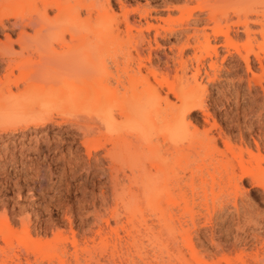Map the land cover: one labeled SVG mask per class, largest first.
I'll use <instances>...</instances> for the list:
<instances>
[{"label": "rangeland", "instance_id": "obj_1", "mask_svg": "<svg viewBox=\"0 0 264 264\" xmlns=\"http://www.w3.org/2000/svg\"><path fill=\"white\" fill-rule=\"evenodd\" d=\"M28 1L0 0V16L6 25L5 30L0 29L1 42H4L1 35L3 33L9 34L16 41L18 30H12L8 23L12 21L14 11L22 9L24 5L26 16L33 13L31 11L34 9L27 7ZM31 1L39 4L40 0ZM100 2L105 6L106 22L113 23L114 30L119 26L120 39L106 45V39L102 38L97 46H93L95 50L83 53L77 70L52 75L56 78L54 82L50 79L33 82L34 86L27 96L34 94L40 97L46 94L50 99L48 105L40 108L41 103V106H37L38 102L34 101L37 98L30 97L34 101H27L33 104L31 111L29 108L19 109L12 114L13 118L7 124H11V127L7 126L6 130L0 128V222L5 219L17 235L26 230L32 239L42 243L53 244L59 237L58 253L64 264H264V188L259 185L257 178H239L240 163L248 169L255 167L254 160L247 152L251 150L256 155L255 142L262 136L260 129L264 124V107L260 103L263 97L257 84L253 83L252 87L250 82L252 89L247 88L250 75L244 72L237 55L232 54L233 62L231 59L222 62L225 55L223 50L219 53L215 72L209 70V59L205 57V52L201 53L203 59H200L199 65L202 63L200 67L203 65V70L199 82L206 87L207 113L196 111L188 118L191 132L202 134L206 129H211L209 134L215 139L217 151L209 155L203 152L197 155L198 148L193 149L192 153L189 152L188 159L182 160L173 168L175 175L170 187L176 200L178 199L177 204L171 207L173 235L170 238L163 233L161 235L156 216L148 213L145 215L146 227L151 234L143 226L139 227V234L134 235L137 245H131L126 213L122 205L113 199L102 152H92L89 155L81 145L85 138H97L100 134L106 136V129L101 124L103 120L100 121L101 117L94 104L73 103V94L76 91L75 86L80 85L79 80L89 77L97 79L101 69L105 68L111 73L107 78L108 89L117 93V99L112 102L111 113L118 119V108L126 104L125 99L121 98L123 87L126 86L129 76H133L138 69V62L130 61L129 58V54L135 57V51L127 38L123 23L125 10L148 7L155 11L152 12V17H169L171 22L174 20L171 27L178 30L181 26L178 9L185 5V1ZM189 4L191 8L197 6L194 1ZM55 14L52 11L49 17L52 18ZM86 15L84 10L80 11L81 20ZM232 19L235 20L234 17ZM147 21L155 23L153 19ZM224 22L223 19L221 23ZM141 24L144 29V21ZM132 32L135 33L134 30ZM143 34L152 41V31L149 35L145 31ZM69 39L65 35L66 42L57 44L58 41L52 45L54 55L46 54L47 57L44 58L45 54L29 53L24 56L25 65L20 66V61L13 63L12 76L9 75V79H19L17 87L13 84L2 86L0 83V94L8 91L12 94L21 92L32 76L31 70L39 62H46L44 60L49 56L65 53L71 46ZM243 40L244 38L239 44ZM157 42L166 52L167 46L176 44L174 37L158 39ZM151 46L155 48L153 41ZM13 48L17 50L16 45ZM148 50V46L143 45L141 57L145 67L149 66V62L153 66L157 62V56L151 53L149 57ZM162 51L158 50V55ZM87 53L100 69L91 76L86 63ZM191 55L192 51H186L184 58ZM236 61L240 62L239 66ZM189 65L188 76L193 72L196 61L193 60ZM145 67L141 69L142 75L148 73ZM3 68L4 64L0 63L1 80L4 78ZM226 68H230V71L227 72ZM205 70H208L211 77L216 75V80L209 82L203 75ZM163 71L160 63L158 74L164 75ZM171 72L169 79L174 75L173 70ZM236 76L244 81L239 83ZM149 77L150 82H154L152 76ZM16 114L19 116H14ZM214 122L216 127L210 128ZM154 138L159 144L163 142L160 135L153 136ZM225 143L233 151H229ZM259 143L263 144L261 141ZM183 145L186 147V144ZM262 148L263 146L260 152L264 156ZM96 159H99V163H96ZM226 161L230 166L225 171L217 163ZM145 167L153 174L157 171L153 160L145 161ZM261 167L264 168V163H261ZM229 179L233 182H229ZM172 182L176 184L174 187ZM183 198L189 202L190 215H183ZM115 207L120 214L117 220L111 217V210ZM112 230L117 233L111 235ZM106 238L109 241L106 250H96L98 242ZM187 244L191 245L193 252L188 249ZM1 249H5V253ZM0 264H59V261L56 258L35 256L20 245L5 247L0 239Z\"/></svg>", "mask_w": 264, "mask_h": 264}, {"label": "bare ground", "instance_id": "obj_2", "mask_svg": "<svg viewBox=\"0 0 264 264\" xmlns=\"http://www.w3.org/2000/svg\"><path fill=\"white\" fill-rule=\"evenodd\" d=\"M100 1L40 0L39 4H36L30 0L27 7L34 9L30 16H26V5L22 9L14 11L12 17L15 18H12L8 24L12 30H18L16 41H13L9 34H1L4 38V42L0 41V63L4 64V78L2 77L3 81L0 79L2 86L13 84L17 87L19 79L11 80L9 75L12 76L13 63L20 61V66L26 64L25 55L29 53L32 55H34L33 53L45 54L44 58L47 57L46 54L54 55L52 45L58 41L57 44H60L61 41L66 42L65 35L69 36L71 46L65 53L49 56L47 60L41 59L46 62H39L38 66L36 65L37 67L35 66V69L31 70L30 81H26L21 92L17 91V94H12L11 91H8L6 94H0V124L4 123L0 125V128L6 130L9 126L11 127V124L9 126L7 124L13 118L12 114L17 113L19 109L27 110L29 108L28 110H30L34 101L38 102L37 106L42 105L40 108L48 105L50 99L46 94L40 95V97L30 94V97L37 98L34 101L33 98L27 96L34 83L45 79L56 81L52 75L77 70L83 53L95 50L93 48L102 38L106 39L104 43L106 45L120 39L119 26L115 31L113 23L106 22L104 18L106 15L105 6ZM184 1L185 5L178 9L180 14L178 20L181 22L178 30L171 27L174 20L171 22L169 17L167 19L158 16L152 17L154 10L148 9V7L125 10L123 23L127 38L135 51V57L129 54V58L130 61L138 62V69L133 73V76H129L126 86L123 87L124 92L121 94V98L125 99L126 104L125 106L121 104L122 106L118 108L120 110L118 119L114 118L111 113L112 102L117 99L115 90L108 89L107 85V78L111 76V73L105 68L100 71L89 53L85 57L90 76L97 70L100 71V76L97 79L89 77L79 80L78 84L80 85L75 86L76 91L73 94V103L94 104L101 117L100 121L103 120L101 124L106 129V136L100 134L101 136L97 138H85L81 145L89 155L92 152H102V158L106 161L113 199L122 205L124 213H126L129 231L126 229L131 237L133 247L137 245L134 235L139 234V227L143 226L145 231L151 234L146 227L145 215L148 213L156 216L161 235L162 233L167 237L173 235L171 207H174L178 200L170 187L171 180L175 175L173 168L179 165L182 160L188 159L189 152L192 153L193 149L198 148L197 155H200L201 152L209 155L213 151H217L215 139L209 134L211 129H206L202 134L189 130V115L196 111L206 112L207 91L205 85L203 86L199 82L203 70V65L200 67L202 63L199 65L200 59H203L202 52L204 51L205 57L209 59L208 68L212 72H215L218 67L217 59L221 50L225 51L222 62L230 60L232 54L237 55L243 64L244 72L250 75V79L247 80L249 83L246 81L247 88L252 89L253 83L260 87L263 97L260 105L264 107V0ZM193 1L197 6L191 8L189 3ZM146 5L149 6L148 3ZM81 10L87 14L84 20L80 19ZM52 11H55L56 14L50 18L49 13ZM233 17L235 20L232 19ZM1 18L0 16V29L5 30L6 25ZM222 18L225 21L224 24L221 23ZM147 19H153L155 23L148 22ZM141 21H144V29H142ZM133 30L135 33L132 32ZM144 31L148 35L152 31L155 48H152V41L143 34ZM173 37L176 44L167 46L168 52L157 42L158 39L166 40L173 39ZM242 38L244 40L239 44ZM13 45L17 46V50L13 48ZM143 45L148 46L149 57H151V53L157 56L154 66L149 62V66L145 67L141 57ZM160 49L163 51L158 55L157 51ZM186 51H192V55L185 59ZM193 60L196 61V65L188 76L187 68ZM240 62H237V66ZM160 63L163 65L164 75L158 74ZM142 67L148 71L147 75H142ZM172 70L174 75L172 79H169L168 75ZM207 71H203L207 80L209 82L216 80V75L211 77ZM226 71L229 72L230 68H226ZM149 76H152L154 82H150ZM237 78L239 83L244 81L241 77ZM29 100L32 102H27ZM33 114L35 115L34 112ZM14 116L18 117L19 115ZM23 118L25 117L23 116ZM215 123H212L210 128H215ZM260 133L262 136L258 135V142H255L256 155L251 150L247 152L254 160L255 167L248 169L240 163L241 177L239 178H257L259 185L264 188V168L261 167V163H264V156L260 152L261 146L264 148V124H262ZM159 135L163 138L164 145L163 142L159 144L155 138L153 139V136ZM259 141L263 144L260 145ZM183 144H186V147ZM225 147L229 151L232 150L229 144L225 143ZM239 158L241 160V156ZM147 160H153L157 165V171L154 174L146 169L145 161ZM96 161L99 163V159ZM217 165L225 171L230 166L228 161L218 162ZM175 185L174 183L173 187ZM187 201L186 198L182 199L183 215L191 214V208ZM111 217L115 220L119 219L120 214L117 207L111 210ZM25 231L23 230L20 235H17L5 219L0 222V239L5 247L20 245L35 256L46 259L56 258L59 264H64L58 253L60 250L59 237L53 244L42 243L32 239ZM111 233L113 235L117 232L112 230ZM98 243L96 250L102 252L106 250L109 241L106 238ZM187 247L192 251L191 245L187 244ZM1 251L5 253V249H1Z\"/></svg>", "mask_w": 264, "mask_h": 264}]
</instances>
